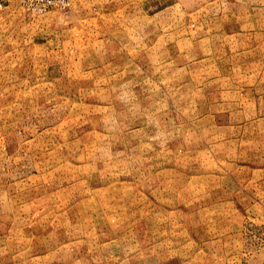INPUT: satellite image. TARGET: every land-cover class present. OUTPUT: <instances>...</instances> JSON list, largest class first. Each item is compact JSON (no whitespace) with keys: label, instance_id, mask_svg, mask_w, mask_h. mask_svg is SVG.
<instances>
[{"label":"rangeland","instance_id":"rangeland-1","mask_svg":"<svg viewBox=\"0 0 264 264\" xmlns=\"http://www.w3.org/2000/svg\"><path fill=\"white\" fill-rule=\"evenodd\" d=\"M0 264H264V0H0Z\"/></svg>","mask_w":264,"mask_h":264},{"label":"built area","instance_id":"built-area-1","mask_svg":"<svg viewBox=\"0 0 264 264\" xmlns=\"http://www.w3.org/2000/svg\"><path fill=\"white\" fill-rule=\"evenodd\" d=\"M74 0H22L27 11L32 13H45L64 10L71 6Z\"/></svg>","mask_w":264,"mask_h":264}]
</instances>
